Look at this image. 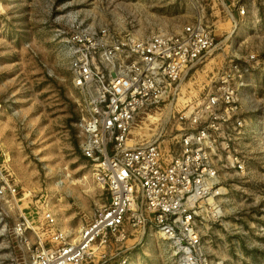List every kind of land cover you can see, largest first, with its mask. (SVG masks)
Returning a JSON list of instances; mask_svg holds the SVG:
<instances>
[{
  "label": "rangeland",
  "instance_id": "1",
  "mask_svg": "<svg viewBox=\"0 0 264 264\" xmlns=\"http://www.w3.org/2000/svg\"><path fill=\"white\" fill-rule=\"evenodd\" d=\"M196 22L215 45L166 106L135 118L129 143L170 145L181 133L179 116L203 101L215 78L229 72L235 86L243 80L246 131L234 145L247 170L221 172L219 214L207 213L210 204L201 208L194 256L199 264H264V0H0V166L18 188L0 224V264H30L35 246L49 240L45 211L75 236L108 202L80 146L77 124L90 100L74 82L70 34L108 27L119 37H148ZM24 214L22 234L15 224ZM123 234L98 240L86 264H184L186 253L152 223L127 225Z\"/></svg>",
  "mask_w": 264,
  "mask_h": 264
},
{
  "label": "built area",
  "instance_id": "2",
  "mask_svg": "<svg viewBox=\"0 0 264 264\" xmlns=\"http://www.w3.org/2000/svg\"><path fill=\"white\" fill-rule=\"evenodd\" d=\"M68 42L74 82L90 100L77 124L80 146L108 202L75 236L45 211L49 240L35 246L30 264H86L98 240L123 236L127 225L147 223L186 253L184 264H199L194 253L201 251V208L210 204L207 213L219 214L215 206L226 188L221 172L247 170L234 145L246 131L239 95L244 81L235 86L229 72L215 78L203 101L188 104L179 116L181 133L170 145L159 138L132 145L135 118L157 112L175 96L182 77L215 45L212 32L200 22L148 37H119L101 27L74 30ZM11 177L0 166V224L17 202ZM28 227L27 215L17 219V231L25 234Z\"/></svg>",
  "mask_w": 264,
  "mask_h": 264
},
{
  "label": "bare ground",
  "instance_id": "3",
  "mask_svg": "<svg viewBox=\"0 0 264 264\" xmlns=\"http://www.w3.org/2000/svg\"><path fill=\"white\" fill-rule=\"evenodd\" d=\"M169 118V117H168Z\"/></svg>",
  "mask_w": 264,
  "mask_h": 264
}]
</instances>
